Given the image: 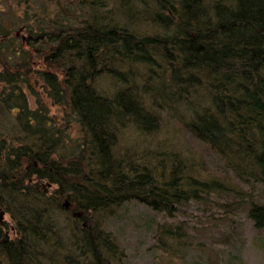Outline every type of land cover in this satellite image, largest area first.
Listing matches in <instances>:
<instances>
[{
    "label": "trees",
    "instance_id": "1",
    "mask_svg": "<svg viewBox=\"0 0 264 264\" xmlns=\"http://www.w3.org/2000/svg\"><path fill=\"white\" fill-rule=\"evenodd\" d=\"M6 1L0 264H114L126 204L175 217L228 194L179 129L259 189L243 205L264 228V0Z\"/></svg>",
    "mask_w": 264,
    "mask_h": 264
},
{
    "label": "rangeland",
    "instance_id": "2",
    "mask_svg": "<svg viewBox=\"0 0 264 264\" xmlns=\"http://www.w3.org/2000/svg\"><path fill=\"white\" fill-rule=\"evenodd\" d=\"M19 2L25 8L23 0ZM37 2L28 1L33 10ZM14 12L18 15L10 3L0 0V22L9 25L21 16L14 17ZM176 137L184 150H192L203 174L227 180L231 190L221 197L213 193L207 202L182 205L175 217L141 204H126L104 226L112 231L121 249L114 264H264V228L253 227L243 205L259 189L241 184L209 148L184 131L179 129ZM215 199L229 205L222 211ZM0 216V222L9 226V213L0 208ZM163 228L170 231L161 234Z\"/></svg>",
    "mask_w": 264,
    "mask_h": 264
},
{
    "label": "water",
    "instance_id": "3",
    "mask_svg": "<svg viewBox=\"0 0 264 264\" xmlns=\"http://www.w3.org/2000/svg\"><path fill=\"white\" fill-rule=\"evenodd\" d=\"M68 205H69V203H68V201L66 200V201L64 202V206L67 208ZM0 217H1V216H0ZM0 219H1V218H0Z\"/></svg>",
    "mask_w": 264,
    "mask_h": 264
}]
</instances>
